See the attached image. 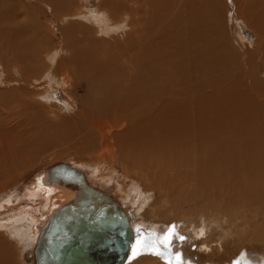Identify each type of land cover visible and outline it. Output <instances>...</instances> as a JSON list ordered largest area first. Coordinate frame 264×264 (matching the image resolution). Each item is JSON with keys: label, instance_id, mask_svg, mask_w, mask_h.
Masks as SVG:
<instances>
[{"label": "bare ground", "instance_id": "bare-ground-1", "mask_svg": "<svg viewBox=\"0 0 264 264\" xmlns=\"http://www.w3.org/2000/svg\"><path fill=\"white\" fill-rule=\"evenodd\" d=\"M45 1L49 2L59 19L63 16L64 19L72 17L77 20V24L71 23L61 30L63 45L56 51H38L30 37L26 40L25 29H20V26L8 28L12 19L0 3V60L3 66L6 64L2 57L8 58L7 63L10 59L13 64L9 65V69L19 74V80L25 86L31 82H41L40 86L44 83L40 93H28L16 88L13 98L1 107L0 195L19 176L23 164L30 161L29 153L35 148L34 141H28L29 135L23 133L25 129L21 128L29 124L33 116L41 113L39 107L42 104L34 98L38 97L43 103L52 105L51 101L59 87L66 92L69 86L75 88L77 84L84 83L88 85L89 94L82 108H78L75 97L68 100L73 116L67 124L65 137L79 154L98 152V158L108 156L113 165L118 161L124 170L131 171L129 173L143 183L147 196L152 191L158 194L157 198L149 200V196L146 198L144 192H141L139 182L132 184V188L127 187V190L123 187L116 190V195L124 199V204L131 198L141 203L137 211H131L130 207L126 208V204L123 209L118 202L133 231V239L123 264L130 263L133 258L132 264H264V218L259 225H252L256 214L252 220L235 222L237 232L230 236L233 243L227 250L228 234L226 236L221 232L223 235L212 241L204 218L197 226L191 221L193 215L201 217L205 204H191L188 209L183 208L186 203L184 200H187L183 196L184 189L194 185L188 177L192 174L197 176L199 168L202 173L207 172L206 168L201 169L202 166L211 167L217 173L214 172L216 176L219 174L217 169L220 175L224 174L223 167L226 166L222 161L229 157L222 153L223 147L219 144L227 147L245 138L243 130L246 126H240L241 123L236 126L233 121L231 130H226L232 139L226 140L225 137L219 140L222 130L216 134V130H220L216 106L226 108L227 116L237 119H245L252 110L243 105L248 90L231 89L225 79L230 74L233 76V72L225 70L227 75L221 69H226L225 63L230 61L231 55L237 54L241 64L236 59L233 64H239L241 70L245 71L241 76H247L249 82L245 80L246 83L262 86V81L255 76L257 67L252 70V62L247 63L246 59L250 62L251 57L258 54L262 56L258 59L264 61V0H224L225 9L220 0H98L99 10L92 12L85 3L83 6L78 5L79 9L73 14L69 10L67 16L61 12L68 10L73 0ZM222 9L225 11V23L221 20ZM241 20L257 36V40L251 44L252 50L241 39L237 25ZM75 30L82 35L75 36ZM63 52H66L65 56L61 55ZM39 55L43 60L38 59ZM38 68L42 70L41 75L33 73ZM258 70L262 72L264 67L258 66ZM253 91L255 98L264 95L257 96L261 87ZM64 106L68 110L69 107ZM115 126H120V130L115 132ZM233 131H236L234 137ZM260 140L255 142L246 139L240 144L244 154L239 159L251 156L255 162L248 161V165L240 162L242 179L250 177L243 170L244 167L247 170V166L255 167L258 174H264V161L258 160L264 157V130ZM120 144L124 147L119 150ZM233 166L229 164L228 171L231 172ZM115 169L114 165L110 172ZM45 173L39 175L29 188L22 189L23 192L16 198L10 195L0 204L2 208L19 198L30 201L12 207L10 210L13 211L0 210V249L4 243L10 242L12 245L9 240L14 237L15 245L18 246L26 242L31 245L35 239L36 247L41 231L52 213L77 194V189L73 187L46 182ZM112 177L104 175V183H108ZM90 185L94 186L93 183ZM130 189H133V197L129 193ZM252 198L264 212V197L259 198L254 194ZM188 200L187 203L191 202ZM37 204L38 208L34 207ZM144 205H147L146 209L141 210ZM40 208H43V212ZM220 208H215L216 213L210 215L212 224H217ZM225 210L230 212L234 221L239 219L234 214L237 210L234 207L225 206ZM43 214L47 218L44 223L40 220ZM143 216L146 217L144 220L153 217V223L160 224L159 237H152L150 232L136 227ZM245 234L250 235L246 240L249 244L239 247L238 243L245 242ZM146 237L153 238L152 244H144L146 240L143 239ZM143 247L146 251L142 250ZM218 258L227 259L217 261ZM0 264H6V261L2 259Z\"/></svg>", "mask_w": 264, "mask_h": 264}, {"label": "rangeland", "instance_id": "rangeland-1", "mask_svg": "<svg viewBox=\"0 0 264 264\" xmlns=\"http://www.w3.org/2000/svg\"><path fill=\"white\" fill-rule=\"evenodd\" d=\"M220 1H221V5L225 9L226 7L224 6V3H223L224 0H220ZM97 2H98V0H73V3H72L73 5L72 4L69 5L67 7L68 10L64 9V11H62L61 13H64V16H67L66 13H68V11L71 10L72 14H73V12L75 13L76 10L79 9L78 5L83 6V5H85V3L88 6V8L91 9L92 12H95V11L99 10V8L97 6ZM0 3L3 4L4 10L8 14V16L12 19L11 22H9L7 25V26H9L8 28L12 27L15 29L16 26L17 27L20 26L21 27L20 29H25L27 31V34H28V35L27 34L25 35L26 40H27V37H30L32 42L37 46L38 51H40L41 49H47V50L51 49V51H56L57 49H59V47L61 48V46L63 45L62 38H61V36H62L61 30L62 29L64 30L66 27L72 25L71 23L77 24L76 23L77 20L73 19L72 17H68V18L64 19V17L61 16L62 20L59 19L57 17V15L54 13V11L52 10V8L50 7L49 2H47L45 0H0ZM233 3H234V1H233ZM72 6H74V7H72ZM70 7H72V8H70ZM221 12H223L221 20L223 23H225V20H224V18H225L224 12L225 11L222 9ZM15 20H16V22H15ZM16 23H18V24H16ZM237 25L240 28V36H242L241 39L243 38L242 40L244 41V43L247 44L248 46H250L249 49L252 50L253 49L252 45L257 40V36L255 34V31L252 28L248 27L245 24V22H243V20L239 21ZM226 29L229 30V27H227ZM227 30H226V32H227ZM74 32H75V36L82 35V34H79L80 32L77 30H75ZM29 34H30V36H29ZM229 37H228V39H229ZM61 55L65 56L66 52H63V54H61ZM0 56H2V55H0ZM261 57H262L261 55L254 54L251 57L250 62L247 59H246V61H247V63L252 62L251 63L252 66H250V64H247L251 67L252 70H255L257 67V69L255 70V72L257 71L255 76H257L256 78L259 81L260 80L262 81L261 82L262 86L259 84H258V86H254V84H253V86H250V84L248 83L249 79L246 80L247 76H244V77L241 76V75H244L243 73L245 71L243 72L241 70V68L239 67L240 66L239 64H241V62L239 60V57H237V54L231 55L230 61L225 63L226 69H224L222 67V69H221L222 73L226 72L228 75L227 71H229L231 73L233 72L232 73L233 76H231V74H230L229 75L230 78L227 77L225 79L226 81H228L227 85L231 89H235V90L239 89L238 91H243L245 89L248 90L249 93H246V98H244L245 101H244L243 105L247 106L248 108H251L252 110H251V113H249L248 115L245 116V119H244V117H242V118L239 117V119H237V118H233L232 116H230V117L227 116L228 111L226 108H224L222 106H216L217 107L216 115L219 116L217 119V121H218L217 125L220 127V128L218 127L220 130H216V134L220 133V131L222 130L221 135H220L221 138L219 137V134L217 136L218 138H220L219 140H221V139L224 140L225 137H226L225 138L226 140L229 138L232 139V137H228L230 133L227 135L226 132L228 131V129L231 130L230 127L232 126V121H233L234 125H236V126H238L240 123H241L240 126L241 125L246 126L243 130V134L245 137L244 140L247 139L248 141L252 140L255 142L261 141L260 138H261L263 130H264L262 128V126H264V119H263V117H264V97H263L264 96L263 95L264 94V91H263V89H264V85H263L264 84V74H261V73H264V71H262V72L260 71L261 73L258 72L259 71L258 66L260 68L264 67L260 63V62H262L264 65L263 59H258ZM40 58H41V56L39 55L38 59L43 60V58H41V59ZM233 58H234V60H232ZM254 58H256V59H254ZM7 59L8 58H6V57H2V60L6 64L5 65L6 67L3 66V62H1V60H0V65L2 66V68L0 66V82H1L0 83V111H1V107L3 106V104L6 101L13 98V96L16 94V92H15L16 88H18L19 90L24 89L28 93L29 92L40 93L42 91V86L44 84L43 83L40 86L39 83H41V82H39V83L37 82V84L31 82L29 84V86H25V84L21 83V81L19 80L20 79L19 74H17V72L13 73V70L9 69V68H11L9 65L12 66L13 62H11V60L9 59L8 63H7ZM235 59L238 63L239 62L240 63L239 64H237V63L233 64ZM44 62H45V59H44ZM228 63L230 64V67H229ZM225 65H224V67H225ZM253 67H254V69H253ZM235 68L237 69L236 72H238V73L235 72ZM245 68L247 70L246 66H245ZM39 69L40 68L34 70L33 73L35 75H41L42 70H39ZM225 70H227V71H225ZM258 73H260L261 75H259ZM238 74H240V75L238 77H235ZM35 77L38 78L39 76H35ZM258 77L261 79H259ZM243 78H244V80H243ZM245 80L248 82L246 83ZM254 87L255 88L261 87V92L258 91L257 96L261 94L260 96L263 95L262 97H260V98L257 96H256L257 98L254 97V95H253L254 94L253 90L255 89ZM69 94H72L73 96H70ZM88 94H89L88 85L84 84V83H80L79 85L77 84L75 88H72L69 86L68 88H66V92L63 91L62 87H59L58 90H56V94L53 97L52 101L50 100L55 105H53V104L47 105V103H43L40 98H38V97L34 98L35 101H38L39 103L42 104L43 108L37 106L40 108L41 113H39L38 116L35 115V117L34 116L32 117L31 122H30L31 124L27 123L28 127H26L27 125L24 124L25 126L23 125L21 128L25 129V130H22L23 133L28 134L30 136V137L27 136V138H29L28 141L29 140L34 141L33 143H35V148L33 149V152L29 153V154H31L30 158H29L30 161L29 162L26 161L25 164H23L24 167L21 169L19 176H17L18 179L16 177V179L14 181L10 182L11 184L9 183L7 185L8 187L5 188V190L1 193L0 204L3 202V200H6L7 197L10 195L13 196V198H16L19 195V193L21 194V192H23V190L25 188H29L30 187L29 185H31V183L33 181H36L37 177L39 175H41L42 173H45L50 167H52L56 164L64 163V164H68V165H71L73 167H76V168L80 169L81 171H83V173L85 174L87 179L89 181H91L90 183H93L94 186L99 188L101 191L103 190V192H105L106 194H108L109 196H111L112 198L117 200L118 202H120L121 205L123 206V209H124V206L126 204V208L130 207L131 210L134 209L135 211H137V209L141 205V203L138 200L133 201L131 198L128 201H126L124 204L123 203L124 199L121 200L120 197H118L116 195V192H117L116 190H118L120 187H123L124 189L127 190V187L131 186V188H132V184H134V183L138 184L139 181L136 179V177H134L132 174L129 173L131 171L124 170L123 166L120 165V163H118V161H117L114 163L116 169L111 171L114 173H111L110 169L114 165H113V163H111L109 161L108 156H102V157L98 158V156H97L98 152H92V154L91 153L90 154L89 153H84V154L80 153L79 154V153H77L76 148L71 144V141L65 137L64 133L66 132V130H68L67 124L70 123L69 119H70V117L73 116L72 115L73 111L70 110V107H71L70 103H68L69 98L75 97V100L77 101L76 104H77L78 108L79 107L82 108L85 100L88 97ZM2 100H4V101H2ZM262 102H263V104H261ZM219 103H222V102H219ZM64 105H67L69 107L68 110H66L67 107L64 108L65 107ZM62 106H63V108H62ZM81 108H79V109H81ZM7 111H8V109L6 110V112ZM223 113H225V116L223 115ZM0 116H1L0 120L3 119L2 115H0ZM3 116H4V114H3ZM257 120H258V122H257ZM247 124H248V126H247ZM251 124H252V126H249ZM260 126H261V128L259 129ZM37 127L40 129H38ZM115 128H117V129H115ZM113 129L116 130L115 132H117L120 130V126H115V127H113ZM233 132H234V134H233V137H234L236 131H233ZM13 133L11 135H13ZM243 134H241V135H243ZM31 136H32V138H31ZM12 138H13V136H12ZM244 140L243 139L238 140L237 142H234L227 147H224L225 146L224 144H219L221 146V148L223 147L222 153L227 154V157H229V159L225 158V160L222 161V163L223 164L225 163L224 165L226 166V168L223 167L224 174L220 175L221 172H219V169H217V172L219 174H218V176H216L217 173L211 167H204L203 168V166H202L201 167L202 170L207 169V172H205V171L203 172V173H206V175L201 172L200 168L196 171L197 176H194L193 174L190 175L188 178L190 180H192V183L194 185L189 189H186V190L184 189V195H183V196H186V197H184V199L186 198L188 200V198H189V200H191V202H189V200H188L189 203H187V200H184V201H186V203L183 202L184 203L183 204L184 209H188L191 204H197V205H200V204L204 205L205 204L204 205L205 208L203 209V212H202L203 214L201 215V217H199V215H193L191 218V221H193V223L197 226V225L201 224V222L204 218V220L207 224V228H209V230H207V233L210 236V239L212 241H216L217 238L220 237L221 234L223 235V233H225L224 235H226V236L228 234L229 235V239H228L229 244L228 245L226 244L227 250L232 247L230 245H231V243H233L232 237L230 238V236H233L235 231L237 232L236 228H234L235 222H241V221L244 222L247 219L252 220L254 215L256 214L254 220L252 221L253 222L252 225L253 224L259 225L263 222V218H264V215H262L264 213L263 210L259 207V204L256 203L252 198V196H254V194L256 197L258 196L259 198L264 197V186H262V180L264 179V174H262V175L258 174L254 170L255 167L247 166V170L245 169V167L243 170L246 173V175H249L250 177L247 176L248 179H242V177H240V175L243 176V174L241 173L242 171H239L240 170L239 168H242V166L239 165L240 162L246 163V165H248V161L253 162V160H254V159H251V156L250 157L247 156L246 158L239 159L242 156V154H244V149H243V147L240 146V144H242L244 142ZM123 147H124V145L120 144L119 150L122 149ZM227 160L229 163L227 162ZM258 160L264 161V157L262 159H258ZM253 163H255V162H253ZM88 164H90V166ZM229 164H230V166H231V164H232V166L235 165V167L234 166L232 167L231 172L228 171ZM98 168L100 169V171ZM208 170H210V172ZM198 171H200V172L198 173ZM247 171H249L250 173ZM98 172H99V174H98ZM194 172H195V170H194ZM214 172L216 173V175ZM127 173H129V174H127ZM107 174L112 175L113 177L109 179L108 183H104V182H106L104 180V175H107ZM208 174L210 175V177L208 176ZM259 175H261L262 177L260 176L261 177L260 178ZM198 176H200V177L198 178ZM216 177H218V178L216 179ZM202 180H204V181H202ZM239 181H241V182H239ZM248 181L251 182V184H250L251 186L248 184L249 183ZM139 183H140V187L142 188L141 192H144L146 198L148 196L150 197V198L148 197L149 200H153V199L157 198L158 194L156 193V191L149 192V194H151V195L147 196L148 192H146L144 190V188H143L144 186L142 185L143 183H141V182H139ZM246 184H248V185H246ZM237 185H239V186L237 187ZM132 192H133V189H130L129 193H130L131 197L134 196V194ZM247 193H248V195L244 196ZM196 195H197V197H196ZM35 200H37V202H38V199H35ZM201 200L203 201V203ZM255 200H257V199H255ZM25 202L30 203L29 200L26 201V199H20L19 198L14 203L7 204L6 207L0 208V210L1 211L8 210V209L10 210L12 207H14V208L19 207L20 205H23ZM212 203H214L215 205L214 204L212 205ZM145 204H148V203L146 202ZM249 205L251 206V208L249 207ZM146 206L147 205L142 206L141 210L146 209ZM220 206H221V208L219 209L220 213H218L217 219H216L218 222H217V224L213 223L215 225L214 226L211 222L210 215H212L213 213H216L215 208H218ZM225 206L226 207H234L235 209H237L234 214L237 215L239 219L234 221L231 217L232 215L230 214V212H227L225 210ZM34 207L38 208V204L35 205ZM2 209H4V210H2ZM40 209L42 211L43 208H40ZM45 210L46 209H44V212H45ZM212 210H213V212H212ZM250 210L253 212H251ZM10 211H13V210H10ZM124 211H126V210H124ZM45 217H46V214H43L42 216L40 215V218H41L40 220H42L43 223L47 219ZM144 218H146V217L143 216V219L139 220L136 227H138V228L140 227V229L143 228L142 230H145L146 232H150V235L152 237L154 235L155 236L157 235L159 237L160 224L159 223H153V221H154L153 217L148 218L149 220L145 219L146 221L144 220ZM43 223H41L40 226ZM175 228L176 227H174L173 230H175ZM229 229H231V231ZM38 232H39V226H38ZM221 232H223V233H221ZM249 237H250L249 234H245V236H244L245 242L244 243H238L239 247L242 245L245 246V245L249 244V242L246 241V240H248ZM15 239H16V237L11 238V240L8 239L9 241H11V244L13 245V247H12V245H10V242L4 243V245L1 247V249H0V261L2 259H4L6 261V264H36L35 257H34L35 255L33 252L34 248H35V239L33 240L34 244H33V241H31V245H30V243L26 242L25 245H24V243L22 245H19L20 247L18 245H15L16 244ZM143 240H146L144 242V244H152L153 238L146 237ZM232 245H233V247L235 246L234 244H232ZM4 247H6V248H4ZM143 249H144V247L142 248V250ZM143 251H146V250H143ZM147 254H151V253H147ZM227 256L228 255H226V257ZM136 257H138V256H136ZM162 258H164V257L162 256ZM227 258H229V257H227ZM227 258H225V259L224 258L223 259L218 258L219 260L217 259V261L226 260ZM134 259L135 258H133V260ZM132 261H130V263H128V264H132ZM125 264H126V262H125Z\"/></svg>", "mask_w": 264, "mask_h": 264}, {"label": "water", "instance_id": "water-1", "mask_svg": "<svg viewBox=\"0 0 264 264\" xmlns=\"http://www.w3.org/2000/svg\"><path fill=\"white\" fill-rule=\"evenodd\" d=\"M45 175L46 182L73 187L77 194L44 225L34 250L36 264H123L133 231L118 201L68 164H56Z\"/></svg>", "mask_w": 264, "mask_h": 264}, {"label": "snow or ice", "instance_id": "snow-or-ice-1", "mask_svg": "<svg viewBox=\"0 0 264 264\" xmlns=\"http://www.w3.org/2000/svg\"><path fill=\"white\" fill-rule=\"evenodd\" d=\"M174 227H175V226H173V228H174ZM180 239H181V240H183V239H184V237H180Z\"/></svg>", "mask_w": 264, "mask_h": 264}]
</instances>
